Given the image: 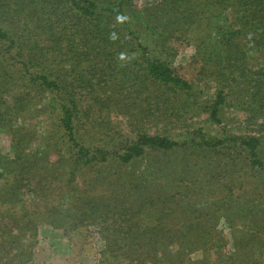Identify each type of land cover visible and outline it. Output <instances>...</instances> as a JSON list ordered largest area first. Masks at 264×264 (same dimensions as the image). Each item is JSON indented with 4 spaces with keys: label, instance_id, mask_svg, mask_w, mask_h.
Wrapping results in <instances>:
<instances>
[{
    "label": "trees",
    "instance_id": "16d2710c",
    "mask_svg": "<svg viewBox=\"0 0 264 264\" xmlns=\"http://www.w3.org/2000/svg\"><path fill=\"white\" fill-rule=\"evenodd\" d=\"M191 46V67L212 72L219 85L201 108L190 102L198 95L188 70L175 64ZM195 107L217 125L235 107L251 115L257 134L176 140L145 126ZM118 118L128 122L125 133L113 128ZM0 134L10 138L9 155H0V264H29L41 224L98 264H219L221 256V264H234L228 255L257 264L264 255V0H0ZM205 159L207 181L227 195L218 204H187L194 191L174 190ZM233 163L255 183L231 176ZM156 181L166 196L144 195L150 186L140 183ZM177 211L186 219L167 229ZM247 212L260 215V228H236L233 218ZM221 221L240 234L232 249L223 250L226 236L211 228Z\"/></svg>",
    "mask_w": 264,
    "mask_h": 264
},
{
    "label": "rangeland",
    "instance_id": "374dc122",
    "mask_svg": "<svg viewBox=\"0 0 264 264\" xmlns=\"http://www.w3.org/2000/svg\"><path fill=\"white\" fill-rule=\"evenodd\" d=\"M139 5L141 4H151L155 2L156 0H136ZM195 48L193 46L187 47L185 50L181 51L177 60H176V66L181 69H187L188 72H184L186 78L190 81L191 85L194 87V94H197V99H191L190 102H197V106L199 108L201 104L209 103L211 100L214 99L215 93L218 90V83L216 79L211 75L213 74L212 72H204L203 74H199L197 68L191 67L190 63L192 62V56L194 54ZM257 62H260V59L257 60H252V65L256 64ZM194 63V62H193ZM199 74V75H198ZM229 101L232 102L231 105L235 103L233 98H229ZM175 105H178L174 101L172 104V107ZM168 108V106H165ZM171 107V108H172ZM178 111V109H175V111ZM174 111V112H175ZM176 115V114H175ZM251 115H248L247 113L240 111L236 109L235 107H230L229 110L225 109L223 114H222V124L217 125L214 123H209L207 121L208 115H206L204 112H202L200 109H195L193 108V111H187L186 109L181 112L179 117H174L171 122L167 121L164 123H157L154 121L151 124L145 125L148 127V132L150 134H161V135H166L172 138H175L176 140H180L182 135L185 133H190L193 136H198V133H201L204 135V137H221L222 135H231V136H236V137H249V136H255L256 133V127L252 126L249 121ZM52 118V121L58 122L59 121V114L58 112H55L53 116H50ZM116 121V120H115ZM51 122V121H50ZM127 126L128 122L124 121L122 118H118L116 121V126L119 127V131L122 130V133H125L127 131ZM195 133V134H194ZM10 152V138L5 136V134H0V155H9ZM220 158L218 156H213L212 161H217V159ZM149 159H151L149 157ZM204 161V160H203ZM203 165H200L197 170H200L199 174L194 178V179H189L188 182L181 183L179 187H177L174 192H178L179 194H182V192H192L194 191L193 197L189 200L185 199L187 204H190L189 202H192V204L197 205L200 204L201 202L209 201V202H214L218 204V201L221 202V200L227 195V191L224 188H221L218 186L216 183H210L207 181L206 178V173L205 170L209 168L211 169L212 165H207V160L203 162ZM213 163V162H212ZM142 166V169L144 170L145 168V163L137 164L135 165L136 168H140ZM207 166V167H206ZM229 167V166H228ZM230 167L234 168V171L232 172L231 176H240L241 180L245 183V180H248L247 183L253 184L254 178L253 177H245V174L243 175L242 178V172L246 168L244 167L243 164L241 163H233ZM221 168H224L221 166ZM137 170V169H136ZM221 169V178L226 177L224 176L225 172L222 171ZM135 171V170H134ZM133 171V172H134ZM146 171V169H145ZM200 173H203L205 177H200ZM220 173V170L216 171L215 177ZM192 175V172H191ZM191 181V182H190ZM190 182V183H189ZM142 187L146 185V188H148V191L144 195L150 196V194H153L157 197L161 198L163 196H166V193L168 192V189L164 188V182L162 181H156V182H150L147 184H142L140 183ZM264 187V186H263ZM180 188V189H178ZM189 189V190H188ZM262 195H264V189L261 191ZM49 203L45 204H50L52 203L50 201H47ZM44 202H40V205L42 206ZM63 206V205H62ZM139 210V209H138ZM136 210V211H138ZM216 214L221 215V212H216ZM207 214H211V212H207ZM264 215V214H263ZM143 216L141 220L146 219L148 215L143 214L140 215ZM152 216V215H149ZM171 215L170 220L166 223L167 229H169L171 226L174 225H179L180 222L183 219H186L185 213H180V211H177V219H174ZM189 220L191 219V216L188 217ZM261 217L260 215L255 213H241L238 214L237 217L233 218V222H237L238 226L236 228H242L243 231L245 232H251L252 228H260V220ZM146 222V221H144ZM43 225V226H42ZM128 225V224H127ZM218 227L211 226V228H214V235L219 236H226V241L222 246L225 248L223 250L228 249L229 247L234 248L233 245L229 243L232 242V236H239L240 234L238 233V230L235 229L231 231L230 226L228 223L221 221V224H217ZM40 231L37 239V243L32 250V261L29 262V264H98V260L95 258H87L85 256H80L77 253L76 248L73 246V243L70 241V239L59 232L50 230L47 225L41 224L39 226ZM47 228V229H44ZM221 228H227V230L230 229V231H225L223 232ZM234 231L236 234H234ZM234 234V235H233ZM239 234V235H238ZM213 236V235H212ZM215 240V238L213 237ZM217 240V239H216ZM233 243V242H232ZM199 246V245H198ZM183 254V253H182ZM186 254V252L184 253ZM195 257L198 259L201 258L202 254L201 253H196L193 254ZM192 255V257H193ZM227 256V255H226ZM257 255L253 254L250 256L252 258L251 260L256 259ZM182 258L184 260L188 259L187 255H183ZM226 257L221 256L222 259L219 261V264L226 262L224 261ZM233 257H230L229 255L227 256V259L232 261L234 264H239L243 263L246 261V257H239L236 256L233 258L234 260L230 259ZM207 260L211 263L212 260H216L218 262V257L211 258V256L207 257ZM250 260V259H247ZM258 263L257 264H264V255H260L257 258ZM25 263V262H24ZM228 264L229 261L227 262Z\"/></svg>",
    "mask_w": 264,
    "mask_h": 264
}]
</instances>
